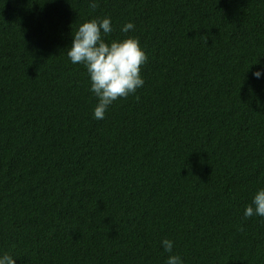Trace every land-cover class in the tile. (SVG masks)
<instances>
[{
  "label": "trees",
  "instance_id": "trees-1",
  "mask_svg": "<svg viewBox=\"0 0 264 264\" xmlns=\"http://www.w3.org/2000/svg\"><path fill=\"white\" fill-rule=\"evenodd\" d=\"M148 59L92 117L72 31ZM131 21L134 31L121 33ZM264 0H0V252L16 264H264Z\"/></svg>",
  "mask_w": 264,
  "mask_h": 264
},
{
  "label": "clouds",
  "instance_id": "clouds-1",
  "mask_svg": "<svg viewBox=\"0 0 264 264\" xmlns=\"http://www.w3.org/2000/svg\"><path fill=\"white\" fill-rule=\"evenodd\" d=\"M90 7H97V0H90ZM135 25L128 21L120 26L121 33L134 31ZM114 31L111 18H92L80 23L72 31V43L66 55L71 63L82 64L88 75V91L96 98L92 117L103 120L109 106L114 101L135 94L143 87L141 68L148 59L137 37L127 35L123 38L106 39ZM252 75L264 77V66ZM243 216L264 217V187H259L246 205ZM160 246L167 253L164 264H184L183 258L174 253V241L167 237L160 240ZM16 257L9 252H0V264H16Z\"/></svg>",
  "mask_w": 264,
  "mask_h": 264
}]
</instances>
